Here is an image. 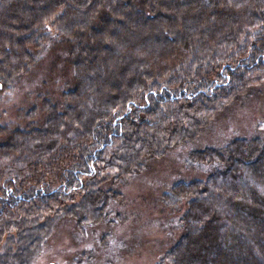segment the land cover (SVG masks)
Masks as SVG:
<instances>
[{
    "label": "trees",
    "instance_id": "trees-1",
    "mask_svg": "<svg viewBox=\"0 0 264 264\" xmlns=\"http://www.w3.org/2000/svg\"><path fill=\"white\" fill-rule=\"evenodd\" d=\"M45 52L59 81L0 122V264L61 215L100 221L117 181L264 82V0H0V90ZM190 158L205 176L161 193L181 229L156 264H264V130Z\"/></svg>",
    "mask_w": 264,
    "mask_h": 264
},
{
    "label": "rangeland",
    "instance_id": "rangeland-1",
    "mask_svg": "<svg viewBox=\"0 0 264 264\" xmlns=\"http://www.w3.org/2000/svg\"><path fill=\"white\" fill-rule=\"evenodd\" d=\"M42 56L31 73L10 90H0V122L14 120L18 109L34 101L37 88L59 81L48 71L46 52ZM263 130L264 82L216 112L195 137L161 156H147L141 171L117 181L120 194L106 203L100 221L79 228L73 218L57 217L27 264H156L181 229L176 212L160 201L161 193L178 180L205 176L190 153L222 148L233 137Z\"/></svg>",
    "mask_w": 264,
    "mask_h": 264
}]
</instances>
